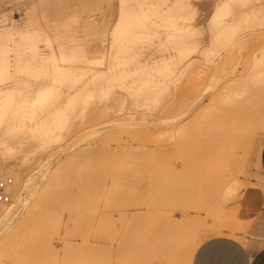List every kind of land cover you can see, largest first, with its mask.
<instances>
[{"label": "rangeland", "instance_id": "rangeland-1", "mask_svg": "<svg viewBox=\"0 0 264 264\" xmlns=\"http://www.w3.org/2000/svg\"><path fill=\"white\" fill-rule=\"evenodd\" d=\"M159 1L24 0L13 6L0 0V11L14 22L34 6L37 26L52 39L58 34L65 43L75 38L87 45L107 38L108 49L123 5ZM197 1L169 0L180 14L173 33L133 41L118 59L114 49L88 50V58L104 54L97 67L121 71L122 79L89 84L67 110L69 121L56 139L42 145L28 140L10 154L21 174L15 191L24 196L16 198L13 216L0 222V264H63L68 258L72 264H187L184 242L210 237L205 221L224 206L232 225L245 230L252 211L240 214L245 195L264 182V18L258 13L264 14V0H235L230 19L241 20L236 38L231 31L217 39L219 27H206L217 0H208L205 15ZM246 13H255V21ZM194 22L202 31L192 29ZM39 43L50 50L45 40ZM185 44L191 46L183 61ZM208 44L213 51H205ZM162 55L177 63L167 76L158 72ZM34 70L17 77H34ZM50 70L40 71L46 76ZM157 78L166 80L159 90L146 83ZM67 98L63 94L57 105ZM29 131L16 134L25 138Z\"/></svg>", "mask_w": 264, "mask_h": 264}, {"label": "bare ground", "instance_id": "bare-ground-1", "mask_svg": "<svg viewBox=\"0 0 264 264\" xmlns=\"http://www.w3.org/2000/svg\"><path fill=\"white\" fill-rule=\"evenodd\" d=\"M234 1L235 0H218L214 3L213 15L206 25V27L209 28L208 31L214 29L216 25L219 27L214 33L213 38H220V36L227 35L231 31H233L232 33L235 37L234 33H236V29L239 28L236 27V25L239 26L241 20L237 18L230 19V15L233 13ZM17 2L23 4L24 0H13L12 5L16 6L15 3ZM242 2L246 4L249 0H242ZM145 5L146 4H139L138 6L132 7L123 5L119 11L120 13L117 16L118 19L115 22L116 24L114 23L112 28L113 32L110 30V34L113 33V35L110 37L111 39L109 38L112 40L111 47H108V49L110 48L109 50H116V53L114 51L115 55H118L115 57L116 59L122 55L121 53H123V51H127L134 47L133 41L159 38L163 33L167 36L173 33L170 27H174L176 24L175 19L180 15L173 12L174 5L172 6L169 0L159 1L157 4L153 2L149 7ZM184 7L187 9V3L182 4V8ZM26 12V17L22 18L20 15L15 16V21L10 22L6 14L0 11V172L13 178L12 198L14 199H20L24 196L15 191L17 183L21 178V174L16 170L15 165L11 163L12 156L10 154H13L15 148L23 149L28 140L39 141L42 145L56 139L58 137L56 131L63 129L69 121L67 110L76 103L82 91L85 90L89 84L95 86L106 81L108 83H113V80L122 79L121 71L115 72L114 69H112L107 72V70L102 67H97L96 65H102L105 62H103V60H105L104 54L106 52L104 53V51L107 43L104 44L103 42L107 40V38L101 40L100 43L87 45L76 42L75 38H71L69 42L67 41L65 43L59 38L60 35L58 34L56 36L57 38L54 37L55 39L53 38V40L48 36L47 31H44L40 25L39 27L37 26L38 22L37 17H35V7L29 6ZM255 13H253L254 16ZM258 13H261L264 18L262 12L259 11ZM261 14L258 18L262 17ZM182 15H184V13H182ZM245 16L246 18H251L253 15L251 14V16H249V13H247ZM251 19L255 21V18ZM260 19L257 20V22L260 21ZM239 20L240 22H238ZM249 23L252 25L254 24L252 22ZM160 26L164 27V31L159 28ZM190 26L192 29H196V31H202L199 30L200 27L198 28L197 24L191 23ZM185 28L187 32L186 35L188 36V26ZM99 35H101V33ZM41 40H45L50 48L47 53L41 48L42 46L39 43ZM53 41L56 42L57 46L54 45ZM185 46L186 48L181 50V58L183 61L188 58L191 45L188 47V44H185ZM193 46L199 47V43H195ZM88 50H94L95 52L104 54L102 57L88 58ZM213 50L214 47L210 46V44L205 47V51L211 52ZM26 52L30 54L29 58H25ZM263 56L261 57L263 58ZM262 58L260 59L263 60ZM124 63L126 64L128 62H123V64ZM158 63L160 64L158 66V72L164 76L170 73L172 67L177 66V63L172 62L167 55H162ZM46 68H51V70L48 72L49 75L45 76L41 74L42 71L40 70ZM27 69H35L34 71H30V76L33 75L34 77L23 79L24 74H20L17 77L18 73H26ZM131 71L134 70L132 69L129 72ZM14 72L17 73L14 74ZM258 74L260 75V72ZM116 75H119V77ZM21 77L22 79H19ZM9 79H13L16 83L15 85L19 86L9 87L5 85L6 80ZM81 82H83V84ZM150 82L153 84V88L159 90L164 87L166 80L157 78L146 81V83ZM35 83L38 84L37 87L39 89L35 88L37 91L33 92V85ZM79 83H81L82 86L77 89ZM61 85H64L66 89L69 87L66 91L67 93L63 91L64 87L62 86V88ZM75 87L76 90L72 89ZM71 89L73 91H71ZM63 94L68 97L65 102L66 105L58 106L57 104ZM124 103L125 100H122L121 104L124 105ZM17 130H30V135H25V138H21L16 134ZM13 142L17 144L14 146ZM8 172L11 174H8ZM246 189H248V187ZM40 196L41 195H39V197ZM245 196V207L240 214H243L244 211L247 213L248 210H252L246 221L247 228L248 224L260 209L262 201H264V182H260L259 187H254L248 191ZM0 204L1 222L5 218H11L13 216L17 199L8 204ZM230 204L232 203L229 202V205ZM222 210V213L215 214V211L212 212L207 217L206 221L203 220L205 221L206 229L210 236L227 235L247 243L248 240L245 236L246 228L244 230V228H241L237 224L232 225L233 216L228 211V208L224 206ZM202 224H204V222ZM178 239L175 241L176 243L179 242ZM203 240L204 238L200 241L190 238L184 242L185 260L187 264H192L194 253ZM67 244L68 247H72L73 245H69L70 243ZM72 248L69 249L72 250ZM68 250L66 251L68 252ZM70 252L71 251L67 253L68 256H71L69 255ZM68 256H65V258H68ZM57 258L58 255H56V259ZM68 259H66V262L63 264H72L73 261L70 258Z\"/></svg>", "mask_w": 264, "mask_h": 264}, {"label": "crops", "instance_id": "crops-1", "mask_svg": "<svg viewBox=\"0 0 264 264\" xmlns=\"http://www.w3.org/2000/svg\"><path fill=\"white\" fill-rule=\"evenodd\" d=\"M207 2L208 0L197 1L200 4L204 3L202 6L205 7L200 9L204 15L208 10L210 11ZM193 6L197 17L199 7L195 2ZM213 9L214 4L207 23L213 15ZM197 26L202 30L201 25L197 24ZM248 233L249 237L246 236L245 230L247 243L227 235L207 237L197 247L192 264H264V203L251 220Z\"/></svg>", "mask_w": 264, "mask_h": 264}, {"label": "built area", "instance_id": "built-area-1", "mask_svg": "<svg viewBox=\"0 0 264 264\" xmlns=\"http://www.w3.org/2000/svg\"><path fill=\"white\" fill-rule=\"evenodd\" d=\"M13 178L0 172V203L8 204L12 201Z\"/></svg>", "mask_w": 264, "mask_h": 264}]
</instances>
